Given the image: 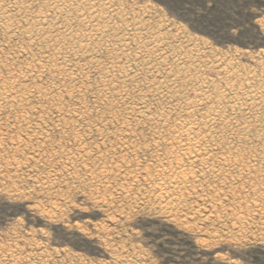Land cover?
Segmentation results:
<instances>
[{
    "label": "rangeland",
    "instance_id": "obj_1",
    "mask_svg": "<svg viewBox=\"0 0 264 264\" xmlns=\"http://www.w3.org/2000/svg\"><path fill=\"white\" fill-rule=\"evenodd\" d=\"M11 1L0 0V16H4L0 17V90L18 91L20 96L16 102L20 100L9 105L10 100L8 104L0 98V107H4L0 108V264H264V28L251 42L217 45L209 36L192 30L187 20L194 19L193 16L189 14L186 19H180L170 15L162 0H51L53 5L49 0ZM92 1L97 6H90L94 4ZM15 3H19V9ZM192 7L197 14L211 12L215 16L218 11L212 3H205L203 9L199 4ZM13 12L18 19L24 14L23 20L14 18ZM231 14L238 22L255 17V23H259V18L264 16V0H236ZM12 19H16L15 22ZM31 19L40 22V26ZM49 26L53 30H48ZM39 31L48 34L41 38L44 35H39ZM53 37L55 40L51 39ZM63 37L66 41L58 43L61 46L56 44V40ZM51 45L59 52L55 47L53 51ZM61 48H65L64 52ZM40 53L45 56L40 57ZM116 56L120 60L115 59ZM64 62L75 66V71ZM108 62L117 66L112 69L114 72L110 69L116 66L110 68ZM48 63L54 64L49 66ZM53 67L59 71L55 72ZM37 68L41 70L38 72ZM65 68L68 70L64 71ZM156 82L159 84L155 85ZM51 83L57 85L51 86ZM167 83L175 86L170 88ZM200 83L204 85L200 87ZM226 83L231 86L226 87ZM24 84L30 86L26 89ZM160 85L164 89L158 87ZM28 88L29 93H25ZM169 89L173 95L168 94ZM206 89L208 94L214 90L217 94H226L225 103L235 92L237 98L242 95L245 99L241 97L239 101L247 105L242 106L244 111L241 108L227 114L238 122L249 120L248 124L253 123V127L249 125L252 135L247 137L246 143L239 144L242 134L226 131L229 133L221 134L219 140L227 142L226 145L218 142L219 147L214 149L205 147L212 148V152L220 156L232 143L230 152L241 156L243 166L237 163L241 169L234 163H230L234 166L230 167L217 158L206 163L189 160L191 165L184 158L181 163L169 153L176 149L171 143L175 136L173 129L150 124V115L165 114L166 118L169 116L167 120L171 119L168 124L173 126L175 118L183 112L182 103ZM106 93L112 94L111 97ZM252 94L257 95L254 104L258 99V104L263 102L262 106L248 104V95ZM21 95L29 98L23 97L26 100L23 107L25 100ZM52 96L55 98L51 99ZM143 99L144 103L148 101L145 110L149 111L144 121L137 114L132 116L131 111H135L137 103ZM180 101L182 103L177 106ZM62 109L66 111L59 112ZM129 110L132 113L129 114ZM74 115L82 120L77 121ZM234 135L239 141L236 137L231 139ZM209 172H215V176ZM42 181L47 185L51 182L53 187L43 185ZM170 186H177V189Z\"/></svg>",
    "mask_w": 264,
    "mask_h": 264
},
{
    "label": "bare ground",
    "instance_id": "obj_2",
    "mask_svg": "<svg viewBox=\"0 0 264 264\" xmlns=\"http://www.w3.org/2000/svg\"><path fill=\"white\" fill-rule=\"evenodd\" d=\"M12 1H14V0H12ZM11 1V2H12ZM21 1H25V0H21ZM20 1V2H21ZM30 1V0H29ZM28 1V2H29ZM49 1H51V0H49ZM59 1V0H58ZM71 1V0H70ZM89 1V0H88ZM106 1V0H105ZM108 1H110V0H108ZM108 1H107V3L106 4H108ZM36 2V1H35ZM46 2H48V1H46ZM52 2V1H51ZM50 2V3H51ZM62 2V1H61ZM64 2H65V0H64ZM69 2V1H68ZM85 2V1H84ZM93 2V1H92ZM99 2V1H98ZM5 3V2H4ZM70 3V2H69ZM72 3V2H71ZM94 3V2H93ZM96 3V2H95ZM92 4L91 3V5L90 6H93V5H96V4ZM16 4V3H15ZM18 4V6H19V3H17ZM17 4H16V8L18 7L17 6ZM29 4V3H28ZM54 4V2H52V5ZM60 4V3H59ZM67 4V3H66ZM65 4V5H66ZM89 4V3H88ZM109 4H110V2H109ZM1 5H3L4 6V4H1ZM6 5V4H5ZM8 5V4H7ZM64 5V4H63ZM63 5L61 4V6H62V8H63ZM22 6V8H23V5H21ZM59 6V5H58ZM60 6V7H61ZM89 6V7H90ZM97 6V5H96ZM1 7V6H0ZM7 7V6H6ZM15 7V6H14ZM20 7V6H19ZM19 7H18V9H19ZM59 7V8H60ZM65 8H66V6H64ZM68 7V6H67ZM73 7V6H72ZM2 8V7H1ZM5 8V7H4ZM10 8H11V6H10ZM28 8H29V6H28ZM53 8H54V6H53ZM52 8V6H51V9H53ZM56 8V7H55ZM68 8H70V7H68ZM80 8V7H79ZM94 8H96V7H94ZM7 9V8H6ZM9 9V8H8ZM17 9V10H18ZM21 9V8H20ZM87 9V8H86ZM92 9V8H91ZM108 9V8H107ZM3 10V9H2ZM12 10V9H11ZM13 10H15V9H13ZM26 10L27 9H25V12H26ZM62 10V9H61ZM97 10V9H96ZM7 11V10H6ZM23 11H24V8H23ZM66 11V10H65ZM65 11H64V13H65ZM79 11V10H78ZM84 11V10H83ZM111 11H112V9H111ZM3 12V11H2ZM2 12H1V14H2ZM5 12V11H4ZM10 12V11H9ZM15 12V11H14ZM14 12L12 13L13 15H14ZM55 12H56V9H55ZM62 12V11H61ZM92 12H96V11H92ZM6 13V12H5ZM23 13V12H22ZM59 13H60V11H59ZM58 12H57V14H59ZM70 13V12H69ZM81 13H83V12H81ZM86 14L88 13V12H85ZM9 14V13H8ZM15 14H18V13H16L15 12ZM27 14V16H28V13H26ZM25 14V15H26ZM66 14V13H65ZM74 14V13H73ZM86 14H85V16H86ZM90 14V13H89ZM110 14H111V12H110ZM115 14H117V13H115ZM11 15V13L9 14V16ZM19 15V14H18ZM18 15H17V17H18ZM21 16H20V19H21V17L22 16H24V14H20ZM31 15V14H30ZM41 15V14H40ZM40 15H39V18H40ZM60 15V14H59ZM64 15V14H63ZM77 15V14H76ZM82 15V14H81ZM97 15V14H96ZM99 15V14H98ZM114 15V14H113ZM7 16V15H6ZM5 16V17H6ZM45 16V15H44ZM55 16V15H54ZM78 16H80L79 14H78ZM82 16H84V14L82 15ZM95 16V15H94ZM100 16L102 17V15L100 14ZM1 17V16H0ZM4 17V16H3ZM3 17H1V18H3ZM11 17V16H10ZM14 18H16L15 17V15L13 16ZM46 17H48V16H46ZM93 16H91V18H92ZM104 17V16H103ZM12 18V17H11ZM10 18V19H11ZM32 18V17H31ZM35 18H36V16H35ZM39 18H38V20H39ZM86 18V17H85ZM88 19H89V16L87 17ZM86 18V19H87ZM90 18V19H91ZM16 19H18V18H16ZM16 19H12V20H14V22H15V20ZM20 19H18V20H20ZM25 19H26V17H25ZM48 19V18H47ZM56 19V18H55ZM59 19V18H58ZM61 19V18H60ZM83 19H84V17H83ZM87 19V20H88ZM4 20V19H3ZM2 20V21H3ZM21 20H23V19H21ZM20 20V21H21ZM32 20L33 19H31L30 21L32 22ZM36 20V19H35ZM34 20V21H35ZM43 20H44V18H43ZM43 20H42V22H43ZM85 20V19H84ZM84 20H82V22L84 21ZM96 20V19H95ZM99 20V19H98ZM97 20V21H98ZM5 21V20H4ZM3 21V22H4ZM25 21V20H24ZM30 21H29V23H30ZM32 22V23H35V22ZM41 21V20H40ZM48 21V20H47ZM52 21V20H51ZM58 21V20H57ZM68 21H69V19H68ZM79 21V20H78ZM81 21V20H80ZM79 21V22H80ZM89 21V20H88ZM88 21H87V24H88ZM94 21V20H93ZM9 22H10V20H9ZM18 22V21H17ZM26 22V21H25ZM54 22V21H53ZM0 23H2V22H0ZM36 23H38V21L36 20ZM46 23V22H45ZM52 23V22H51ZM65 23V22H64ZM84 23H85V21H84ZM83 23V24H84ZM6 24H7V22H6ZM17 24V23H16ZM15 24V25H16ZM18 24H21V23H18ZM23 24V23H22ZM54 24V23H53ZM56 24V23H55ZM91 24V23H90ZM97 24H98V22H97ZM10 25H11V23H10ZM12 25H13V22H12ZM14 25V26H15ZM26 25H27V23H26ZM30 25V24H29ZM48 25H50L49 23H48ZM60 25V24H59ZM59 25H58V27H59ZM85 25V24H84ZM89 25V24H88ZM88 25H86V26H88ZM6 26V25H5ZM34 26V25H33ZM38 26H40V22L38 23ZM41 26H42V24H41ZM51 26V25H50ZM50 26H49V29L48 30H53V28L52 29H50ZM63 26V25H62ZM61 26V27H62ZM65 26V25H64ZM67 26V25H66ZM90 26V25H89ZM92 26V25H91ZM0 27H2V26H0ZM17 27V26H16ZM43 27H46L45 25L43 26ZM54 27V26H53ZM60 27V28H61ZM70 27V26H69ZM96 27V26H95ZM107 27V26H106ZM4 28V27H3ZM2 28V29H3ZM11 28V27H10ZM9 28V29H10ZM23 28H25V26L23 27ZM22 28V29H23ZM26 28H28L27 26H26ZM30 28V27H29ZM66 28V27H65ZM100 28H102V27H100ZM1 29V28H0ZM9 29L7 30V32L9 31ZM16 29H18V28H16ZM67 29V28H66ZM71 29V28H70ZM90 29V28H89ZM5 31H6V29H4ZM30 30V29H29ZM42 30V29H41ZM68 30H69V28H68ZM66 31V32H70V31ZM72 30V29H71ZM93 30H95V29H93ZM98 29H96L95 31H97ZM23 31V30H22ZM32 31V30H31ZM44 31H45V29H44ZM55 31V30H54ZM53 31V32H54ZM58 31H59V29H58ZM62 31V30H61ZM88 31V30H87ZM6 32V33H7ZM10 32V31H9ZM33 32V31H32ZM36 32V31H35ZM51 32V31H50ZM90 32V31H89ZM100 32V31H99ZM104 32H106V31H104ZM108 32V31H107ZM17 33V32H16ZM43 34V32L41 31H39V35L40 34ZM45 33V32H44ZM56 34H58L57 32H55ZM88 33V32H87ZM92 33H94V32H92ZM11 34V33H10ZM9 34V35H10ZM18 34V33H17ZM35 34V33H34ZM48 34V33H47ZM47 34H43L44 36H42L41 38H45L46 36L45 35H47ZM50 34V33H49ZM56 34H54V35H56ZM97 34V33H96ZM100 34V33H99ZM23 35H24V33H23ZM29 35V34H28ZM33 35V34H32ZM39 35H37V37L39 36ZM70 35V34H69ZM98 35V34H97ZM24 36H26V35H24ZM31 36V35H30ZM52 36V35H51ZM61 36V35H60ZM75 36V35H74ZM16 37V36H15ZM32 37H35V35L34 36H32ZM58 37H59V34H58ZM67 37V36H66ZM78 37V36H77ZM86 37V36H85ZM87 37H89V36H87ZM70 38V37H69ZM76 38V37H75ZM82 38V37H81ZM81 38H80V43H83L82 41H81ZM95 38H96V36H95ZM35 39V38H34ZM39 39V38H38ZM37 39V40H38ZM51 39H53V40H55V38L53 37V38H51ZM70 39H74L73 37L72 38H70ZM82 39H85V38H82ZM91 39V38H90ZM52 40V41H53ZM77 40V39H76ZM35 41V40H34ZM34 41H31V42H33L34 43ZM62 41H66V39L63 37V38H61V39H58V40H56V44H58V43H60V42H62ZM85 41V40H84ZM88 41V40H87ZM29 42V41H28ZM36 42V41H35ZM38 42H40V41H38ZM45 42H47V41H45ZM73 42H75L74 40H73ZM89 42V41H88ZM154 42H155V40H154ZM157 42V41H156ZM30 43V42H29ZM49 43H50V41H49ZM48 42H47V44H49ZM55 43V42H54ZM80 43H78V45L80 44ZM149 43L151 44V43H153L152 42V40L151 41H149ZM158 43V42H157ZM32 44V43H31ZM63 44V43H62ZM155 44V43H154ZM33 45V44H32ZM40 45H42V44H40ZM53 45H55V44H53ZM58 45H60V44H58ZM80 45H82V44H80ZM84 45V44H83ZM123 45V44H122ZM127 44H125V46H126ZM155 45H157V44H155ZM45 46H47L46 44H45ZM55 46H57V45H55ZM55 46H52L51 45V48L53 47H55ZM61 46V45H60ZM66 46V45H65ZM150 46V45H149ZM152 46V45H151ZM27 47V46H26ZM25 47V48H26ZM36 47V46H35ZM34 47V48H35ZM38 47V46H37ZM59 47V46H58ZM139 47V46H138ZM141 48H142V46H140ZM139 47V48H140ZM20 48V47H19ZM28 48H29V46H28ZM33 48V47H32ZM44 48V47H43ZM50 48V49H51ZM53 48H52V50H53ZM56 49H57V47H55ZM69 48V47H68ZM84 48V47H83ZM83 48H82V50H83ZM124 49L126 48V47H123ZM140 48V49H141ZM154 48V47H153ZM152 48V49H153ZM36 49V48H35ZM35 49H33V50H35ZM42 49V48H41ZM40 49V52L42 51ZM63 48H61V50H62ZM69 49H71L72 50V48H69ZM128 50H129V48H127ZM20 50V49H19ZM23 50H24V48H23ZM32 50V49H31ZM30 50V52H32ZM37 50V49H36ZM64 50H65V48L63 49V52H64ZM76 50V49H75ZM21 51V50H20ZM47 51V50H46ZM53 51H55V50H53ZM74 51V50H73ZM72 51V52H73ZM122 51H124V50H122ZM27 52V51H26ZM29 52V53H30ZM48 52V51H47ZM46 52V53H47ZM57 52H59L58 51V49H57ZM66 52V51H65ZM69 52V51H68ZM21 53H23V52H21ZM39 53V52H38ZM42 53H44V51L42 52ZM50 52H48V54H49ZM82 53V52H81ZM139 53V52H138ZM56 54H58V53H56ZM72 54V53H71ZM30 55H32L31 53H30ZM64 55V54H63ZM74 55V54H73ZM25 56V55H24ZM39 56V55H38ZM41 56H43V55H41V53H40V57ZM45 56V55H44ZM43 56V57H44ZM50 56V55H49ZM49 56L47 55V58H49ZM54 55L52 54V57H53ZM61 56V55H60ZM59 56V57H60ZM70 56V55H69ZM77 55H75L74 57H76ZM65 58H66V54H65V56H64ZM25 58H26V56H25ZM24 58V59H25ZM38 58V57H37ZM65 58H62L61 57V59L63 60V59H65ZM69 58V57H68ZM114 58V57H113ZM117 58V56L115 57V59ZM27 59V58H26ZM35 59V58H34ZM46 59V58H45ZM49 59H51V58H49ZM60 59V58H59ZM59 59H58V61H59ZM114 59V60H115ZM117 59H119V56H118V58ZM29 60V59H28ZM36 60V59H35ZM39 60H41V59H39ZM52 60V59H51ZM113 60V59H112ZM120 60V59H119ZM118 60V61H119ZM25 61V60H24ZM29 61H31V60H29ZM42 61V60H41ZM48 61V60H47ZM61 61V60H60ZM67 61V60H66ZM49 62H50V60H49ZM56 62H57V60H56ZM68 62V61H67ZM71 62V61H70ZM115 62V61H114ZM33 63V62H32ZM41 63V62H40ZM61 62H59V63H57V64H60ZM65 64H66V62H64ZM108 63H110V62H108ZM26 64V63H25ZM29 64V67H31V65H30V63H28ZM35 64V63H34ZM33 64V65H34ZM41 64H44V63H41ZM47 64V63H46ZM49 64V63H48ZM51 64H54V63H51ZM51 64H49V66L51 65ZM64 64V65H65ZM75 64V63H74ZM55 65H56V63H55ZM66 65H68V66H70V67H73V65L72 64H66ZM65 65V66H66ZM72 65V66H71ZM77 65V64H76ZM97 64H95V66H96ZM101 65V64H100ZM107 65V64H106ZM109 65V64H108ZM107 65V66H108ZM110 65H111V63H110ZM2 66V65H1ZM4 66V65H3ZM2 66V67H3ZM43 66V65H42ZM41 66V67H42ZM52 66V65H51ZM98 66H99V62H98ZM105 66V65H104ZM112 66H116V65H111L110 66V68L112 67ZM21 67H23V66H21ZM24 67H26V66H24ZM36 67V66H35ZM44 67V66H43ZM47 67V66H46ZM55 67V66H54ZM54 67H53V70H54ZM75 67V66H74ZM73 67V68H74ZM97 67V66H96ZM109 67V66H108ZM32 68H34L33 66H32ZM51 69H52V67H50ZM58 68H60V67H58ZM61 68H62V65H61ZM100 68V67H99ZM107 68V67H106ZM113 68H117V66L116 67H112L110 70L112 71V69ZM44 69H46V68H44ZM47 69H48V67H47ZM46 69V70H47ZM57 69V68H56ZM66 69V68H65ZM230 69V68H229ZM228 69V70H229ZM1 70V69H0ZM25 70H28V69H26L25 68ZM24 70V71H25ZM37 70H38V68H37ZM40 70H41V68H40ZM40 70H38V72L40 71ZM49 70V69H48ZM58 70V69H57ZM56 70V71H57ZM63 70V69H62ZM68 69H66V70H64V71H67ZM74 71H75V68L73 69ZM72 70V71H73ZM109 70V71H110ZM124 70V69H123ZM20 71V70H19ZM19 71H18V73H19ZM34 71H36V70H34ZM55 71V70H54ZM55 71V72H56ZM59 71V70H58ZM105 71H106V69H105ZM108 71V70H107ZM127 71V70H126ZM230 71H231V69H230ZM26 72H28V71H26ZM33 72V71H32ZM51 72V71H50ZM50 72H48V73H50ZM70 72H71V70H70ZM112 72H114V71H112ZM112 72H110V73H112ZM122 72V71H121ZM15 73V72H14ZM13 73V74H14ZM23 73V72H22ZM36 73V72H35ZM35 73H33V74H35ZM40 73H42L43 74V72H40ZM45 73H46V71H45ZM52 73V72H51ZM68 73V72H67ZM76 73V72H75ZM106 73V72H105ZM108 73V72H107ZM118 73H120V71L118 72ZM123 73H125V71L123 72ZM231 72H229L228 74H230ZM26 74V73H25ZM56 74V73H55ZM70 74V73H69ZM117 74V73H116ZM126 74V73H125ZM129 74V73H128ZM128 74H127V78L129 79L130 77L128 76ZM221 74V73H220ZM220 74H219V77H220ZM224 74V73H223ZM222 74V75H223ZM234 74V73H233ZM19 75H20V73H19ZM36 75V74H35ZM38 75V74H37ZM36 75V76H37ZM52 75H54V73L52 74ZM66 75V74H65ZM74 75V74H73ZM106 75V74H105ZM114 75V74H113ZM112 75V76H113ZM121 75H123L122 73H121ZM166 75V74H165ZM232 74H230V76H231ZM21 76V75H20ZM24 76V75H23ZM26 76H27V74H26ZM34 76V75H33ZM33 76H32V78H33ZM40 76V75H39ZM58 76H59V74H58ZM69 76H71V75H69ZM108 76H110V74L108 75ZM167 76V75H166ZM174 76V75H173ZM191 76L192 75H190V78H191ZM11 77V76H10ZM72 77V76H71ZM70 77V78H71ZM107 77V75L105 76V78ZM111 77V76H110ZM120 77H122V76H120ZM160 77V76H159ZM193 77V76H192ZM195 77V76H194ZM237 77V76H236ZM23 78H25V77H23ZM28 78H31V74H30V76H28ZM50 78H52V77H50ZM69 78V77H68ZM164 78V77H163ZM162 78V79H163ZM178 78V76H176V79ZM182 78V77H181ZM223 78V77H222ZM221 78V79H222ZM12 79V78H11ZM53 79V78H52ZM77 79V78H76ZM104 79V78H103ZM103 79H102V81H103ZM108 79V78H107ZM106 79V80H107ZM112 79V78H111ZM115 79V78H114ZM122 79H124V76H123V78ZM170 79V81L172 80L171 79V77L169 78ZM168 79V80H169ZM174 79V78H173ZM179 79H180V77H179ZM185 79V78H184ZM195 79V78H194ZM233 79V78H232ZM238 79V78H237ZM19 80H22L21 79V77H20V79ZM25 80H26V78H25ZM25 80H23V81H25ZM30 80V79H29ZM75 80V79H74ZM73 80V81H74ZM116 80H118V79H116ZM125 80V79H124ZM159 80V79H158ZM178 80V79H177ZM192 80H193V78H192ZM220 80V79H219ZM225 80H226V78H225ZM9 81V80H8ZM22 81V82H23ZM68 81H70V79L68 80ZM111 81V80H110ZM119 82H121V78H120V80H118ZM123 81V80H122ZM126 81V80H125ZM162 81H164V80H162ZM166 81H167V79H166ZM165 81V82H166ZM174 81H176V80H174ZM186 81H188L187 79H186ZM194 81V80H193ZM200 81V80H199ZM204 81V80H203ZM56 82V81H55ZM71 82V81H70ZM101 82V81H100ZM112 82H113V79H112ZM117 82V81H116ZM115 81H114V83H116ZM124 82V81H123ZM168 82V81H167ZM173 82V81H172ZM189 82V81H188ZM206 82V81H205ZM225 82H228V80L227 81H225ZM247 82H248V80H247ZM27 83V82H26ZM30 83H33L32 81L30 82ZM36 83V82H35ZM104 83V82H103ZM102 83V84H103ZM106 83H107V81H106ZM111 85H112V83L111 82H109ZM113 83V84H114ZM157 83V82H156ZM155 83V85H158L159 83H157L156 84ZM178 83V82H177ZM204 83V82H203ZM202 83V84H203ZM207 83V82H206ZM205 83V84H206ZM231 83H232V81H231ZM236 83V82H235ZM249 83V82H248ZM13 84V83H12ZM52 84V83H51ZM59 84V83H58ZM60 84H61V82H60ZM74 84H76V82L74 83ZM101 84V83H100ZM108 84V83H107ZM163 84V82L161 83V85ZM166 84V83H165ZM165 84H163L164 86H165ZM168 84V83H167ZM169 84L171 85V83L169 82ZM168 84V86L170 87V85ZM173 84V83H172ZM201 83H200V87H201V85H202ZM210 84V83H209ZM226 84H228V83H226ZM234 83H232V85H233ZM36 85V84H35ZM35 85H33V86H35ZM54 85V83L51 85V86H53ZM55 85H57V83H55ZM54 85V86H55ZM104 85V84H103ZM119 85V84H118ZM118 85H115V87L116 86H118ZM158 86V87H161V88H163V86ZM204 85V84H203ZM212 85V84H211ZM235 85V84H234ZM233 85V86H234ZM245 85H246V81H245ZM21 86H23V85H21ZM26 86H30V84L29 85H26ZM25 86V84H24V86L23 87H26ZM32 86V85H31ZM32 86V87H33ZM41 87H42V85H40ZM47 86V85H46ZM70 86H72V84L70 85ZM167 86V85H166ZM168 86L166 87V88H168ZM173 86V85H172ZM172 86L170 87V88H172ZM175 86V85H174ZM173 86V87H174ZM221 86V85H220ZM231 86V84L229 85H227L226 87H230ZM232 86V87H233ZM240 86H241V84H240ZM246 86H248V85H246ZM249 86H250V84H249ZM252 86V85H251ZM40 87V88H41ZM50 87V86H49ZM57 87H59V86H57ZM56 87V88H57ZM63 87V86H62ZM66 87V86H65ZM73 87V86H72ZM72 87H71V89H72ZM101 87V86H100ZM119 87H121V86H119ZM199 87V88H200ZM203 87V86H202ZM206 87H207V84H206ZM209 87V86H208ZM212 87V86H211ZM222 87V86H221ZM224 87V86H223ZM237 87H239V86H237ZM242 88H244L243 87V85L241 86ZM5 88V87H4ZM37 88H39V87H37ZM39 88V89H40ZM47 88V87H46ZM76 88V87H75ZM104 89H105V87H103ZM108 88V87H107ZM112 88V87H111ZM110 88V89H111ZM114 88V87H113ZM117 88V87H116ZM176 88V87H175ZM234 88V87H233ZM6 89V88H5ZM16 89V88H15ZM26 89H27V87H26ZM29 89L30 88H28V90L25 92V93H29L28 91H29ZM31 89H33V88H31ZM36 89V88H35ZM44 89H45V87H44ZM55 89V88H54ZM53 89V90H54ZM101 89V88H100ZM99 89V90H100ZM103 89V90H104ZM120 89H122V88H120ZM164 89V88H163ZM177 89V88H176ZM215 89V88H214ZM217 89H218V87H217ZM222 89H224V88H222ZM222 89H220V91L222 90ZM226 89V88H225ZM241 89V88H240ZM240 89H239V91H240ZM245 89V88H244ZM252 89V88H251ZM3 90V89H2ZM7 90V89H6ZM4 91V92H2L1 90V94H0V98H1V100H3L4 102H7L8 104H9V100H10V104L9 105H11L12 103H15L16 101H17V97H19L20 96V94H19V92L18 91H13V92H11V91H9V90H7V91ZM16 90H19V89H16ZM47 90H48V88H47ZM51 90V89H50ZM57 90V89H56ZM55 90V91H56ZM61 89H59V91H60ZM72 90H74V89H72ZM77 90V89H76ZM124 89H122L121 91H123ZM161 90V89H160ZM167 90V89H166ZM209 90H213V88L212 89H209ZM236 90V89H235ZM250 90V89H249ZM9 91V92H8ZM31 91H35V90H31ZM38 91V90H37ZM58 91V90H57ZM58 91V92H59ZM101 91V90H100ZM110 91V90H109ZM158 91H159V89H158ZM163 91H165V90H163ZM174 91H176V90H174ZM216 90H214L213 92H211V94H208V92H207V89H206V91H199V93H197V94H194V98L192 99V100H190L189 102H177V106H179V103L181 104L182 103V106H183V108H182V111L183 112H181L180 113V115H179V118L178 119H176L175 118V124L173 123V126H172V124H171V126L168 124V120H170V122H171V119H168L167 120V118L169 117L168 115V117L166 118V116H165V114H161V115H155V116H158V117H154V116H149L150 118H149V121H151V125L153 124V125H155L156 127H158L159 128V126H161L162 127V125L163 126H169L168 127V130L169 129H173V131L172 132H174V138H173V141L171 142L172 143V145L173 144H175L176 145V149L174 150H172V151H170L169 153L171 154V156H172V158H177V160H182L183 159V161H184V158L187 160L188 159V162H189V160H191V161H193V162H197V161H200V162H204V163H206L207 161H210V160H213V159H215V158H217L219 161H221V162H224V163H226V164H230V163H234L235 165H237V166H239V164H237L238 162H240V164L241 163H243L242 162V160H241V156H240V158L238 157V155H232L231 154V148H229V147H231V146H234L232 143L230 144L231 146H229L228 147V145H227V148H225L226 150L220 155V156H218L219 154L217 153V155H216V153L214 152H212L213 151V149L216 147V146H218L219 145V143L218 142H220L219 140H220V138H221V134H223L224 132H226V131H232V133L233 134H242L241 136H242V138H241V140H240V142H239V144L241 145L242 143H246V141H247V137L248 136H250V135H252V131L249 133V130H251V129H249L250 127H249V125H251L252 124V127H253V123H251V124H248V122H249V120L247 119V117H246V119L248 120V121H246V120H243L242 122H238L237 120H235L234 118H229L230 116H228V114L230 115V113H233V111L235 110L236 111V109H241L242 108V106H247V105H243L242 103L244 102V101H242V103H240L241 101V97H242V95H241V97H240V94L238 95V97H240V98H237V96H235V94L237 95V93L235 92V94L233 95L232 93H234V92H232V93H230V94H232L233 96H232V99L230 98V100L228 101V102H226L225 103V101H226V94H224L223 92L220 94V93H218L217 94V91L215 92ZM219 91V90H218ZM219 91V92H220ZM222 91H224V90H222ZM226 91V90H225ZM230 91H233V90H230ZM237 92H238V90H236ZM242 91V90H241ZM253 91H255V90H253ZM259 92H261V89L260 90H258ZM40 92H42L41 90H40ZM53 92V91H52ZM77 92V91H76ZM104 92V91H103ZM102 92V93H103ZM105 92H107V90H105ZM110 92H112V89H111V91ZM109 92V93H110ZM115 92H117V91H115ZM114 92V93H115ZM160 92V91H159ZM196 92V91H195ZM228 92V91H227ZM242 92H244V91H242ZM248 92V91H247ZM256 92V91H255ZM263 92V91H262ZM22 93V92H21ZM33 93V92H32ZM37 93V92H36ZM61 93V92H60ZM73 93V92H72ZM78 93V92H77ZM102 93H101V95H102ZM109 93H106V94H109ZM119 93H120V90H119ZM154 93V92H153ZM152 93V94H153ZM156 93V92H155ZM171 93V95H173L174 94V92L171 90V89H169V91H168V94H170ZM176 93V92H175ZM229 93V92H228ZM240 93V92H239ZM38 94V93H37ZM49 93H47V95H48ZM52 94H54V92L52 93ZM55 94H59V93H55ZM63 94H65V93H63ZM66 94H68V93H66ZM103 94H105V93H103ZM126 94H128L127 92H126ZM243 94V93H242ZM253 94H255V93H253ZM248 95V98H247V100H248V104H250V105H252V106H254L255 104H258V102L257 101H260V100H258L257 99V101H256V103L254 104V99H255V97L257 96H255V95ZM257 94V93H256ZM263 94V93H262ZM23 95H24V93H23ZM39 95V94H38ZM45 95V94H44ZM46 95V96H47ZM50 95V94H49ZM61 96H62V94H60ZM110 95H112V94H109L108 96L107 95H104L105 97L107 96V97H111ZM116 95V93L114 94V97H117V96H115ZM129 95V94H128ZM155 95H157V94H155ZM160 95V94H159ZM165 95V94H164ZM163 95V96H164ZM244 96H245V94H243ZM22 96V95H21ZM26 96V95H25ZM28 96V95H27ZM46 96H43L44 98L46 97ZM51 96V95H50ZM60 96V97H61ZM146 96V95H145ZM229 96H231V95H229ZM255 96V97H254ZM259 97H262L261 95H258ZM23 97L24 96H22V100H23ZM33 97V96H32ZM41 97V99H42V96H40ZM55 98V96H52L51 97V99L52 98ZM59 97V98H60ZM113 97V96H112ZM125 97H126V95H125ZM155 97H157V96H155ZM159 97V96H158ZM25 98V97H24ZM27 98L28 97H26L25 99L27 100ZM38 98V97H37ZM118 98H120V97H118ZM122 98V97H121ZM127 98V97H126ZM129 98H130V96H129ZM128 98V99H129ZM145 98V97H144ZM164 98H166V97H164ZM228 98V97H227ZM24 99V100H25ZM29 99V98H28ZM39 99V98H38ZM47 99H48V97H47ZM123 99H124V97H123ZM123 99H121L124 103H125V101L123 100ZM127 99V100H128ZM146 99V98H145ZM225 99V100H224ZM242 99L243 100H245L244 99V97H242ZM261 99V98H260ZM19 100H20V98H18V102H19ZM23 100V101H24ZM26 100H25V102H23L22 103V107H23V104H25L26 103ZM55 100V99H54ZM54 100H52V101H54ZM57 100H59L58 99V97H57ZM121 100H119V101H121ZM183 100H185V99H183ZM188 100V99H187ZM246 100V101H247ZM263 100H264V98H263ZM52 101H51V103H52ZM240 101V102H239ZM2 102V101H1ZM12 102V103H11ZM18 102H16V103H18ZM28 102V101H27ZM61 102V101H60ZM122 102V103H123ZM139 102V101H138ZM148 102V101H147ZM147 102H145L144 103V99H143V102H140V103H137L138 104V107L136 108V110L134 111V110H131L134 114H132V116L134 115L135 116V114H137L138 116H139V118H142L143 119V121L145 120V118H147L148 117V115H149V111L147 110H145V108H146V103ZM58 103V102H57ZM245 103V102H244ZM263 103V102H262ZM262 103H261V105L260 104H258V106L260 105V106H262ZM2 104V103H1ZM6 104V103H5ZM21 104V103H20ZM19 104V105H20ZM56 104V103H55ZM79 104V103H78ZM134 104V103H133ZM227 104V105H226ZM254 104V105H253ZM264 104V103H263ZM13 105V104H12ZM17 105V104H16ZM57 105V104H56ZM123 105V104H122ZM125 105V104H124ZM149 105V104H148ZM147 105V106H148ZM204 105V109H203V111H200L201 109H200V107L201 106H203ZM5 106V105H4ZM81 106V105H80ZM168 106V105H167ZM173 106V105H172ZM181 106V107H182ZM3 107V106H2ZM10 107V106H9ZM12 107V106H11ZM59 107V106H58ZM131 107V106H130ZM169 107H170V105H169ZM169 107H167V108H169ZM173 107H175V106H173ZM250 107V106H249ZM249 107H248V109H249ZM255 107V106H254ZM1 108V107H0ZM4 108V107H3ZM3 108H1L2 110H3ZM7 108V107H6ZM12 108H14V106L12 107ZM11 108V109H12ZM177 108V107H176ZM180 108V107H179ZM14 109H17V108H14ZM60 109H61V107H60ZM79 109H80V107H79ZM82 109V108H81ZM127 109H129V108H127ZM147 109V108H146ZM170 109V108H169ZM172 109H174V108H172ZM178 109V108H177ZM245 109V108H244ZM251 109V108H250ZM19 109H17V111H18ZM242 110H243V108H242ZM247 110V109H246ZM260 110H261V107H260ZM13 111V110H12ZM59 111V110H58ZM57 110H56V112L57 113H59V112H61V111H66V110H60L59 112H58ZM78 111V110H77ZM77 111H75V112H77ZM80 111V110H79ZM78 111V112H79ZM82 111H84V110H82ZM81 111V112H82ZM130 111V110H129ZM129 112V114L130 113H132V112ZM174 111V110H173ZM179 111V110H178ZM244 111V110H243ZM243 111H241V112H243ZM251 111V110H250ZM254 111V110H253ZM69 112H71V111H69ZM77 112V114H79V113H81V112H79L78 113ZM229 112V113H228ZM241 112H237V113H241ZM247 112V111H246ZM18 113V112H17ZM84 113H85V111H84ZM228 113V114H227ZM247 113H249V112H247ZM252 114H253V112H251ZM250 113V114H251ZM259 113V112H258ZM60 114V113H59ZM71 114H75L74 112H72ZM83 114V113H82ZM172 114V113H171ZM173 114H174V112H173ZM226 114V115H225ZM246 114V113H245ZM250 114H248V115H250ZM255 114V113H254ZM80 115V114H79ZM175 115V114H174ZM177 115V114H176ZM225 115V116H224ZM238 115V114H237ZM241 115V114H240ZM74 116H76V118H77V115H74ZM131 116V115H130ZM253 116V115H252ZM21 117V116H20ZM84 117V116H83ZM178 117V116H177ZM232 117V116H231ZM233 117H235L234 115H233ZM79 118V117H78ZM76 119L77 121L79 120V119ZM85 118V117H84ZM170 118H171V116H170ZM242 118H244V117H242ZM22 119V118H21ZM166 119V120H165ZM174 119V118H173ZM241 119V118H240ZM245 119V118H244ZM80 120H82L81 118H80ZM80 120H79V122H80ZM242 120V119H241ZM20 121V120H19ZM141 121V120H140ZM147 122H148V120H147ZM251 122V121H250ZM252 122H254L253 120H252ZM258 122H260V121H258ZM257 122V123H258ZM17 123V122H16ZM84 123V122H83ZM165 123V124H164ZM261 123V122H260ZM260 123H258V124H260ZM65 124V123H64ZM82 124V123H81ZM97 124H98V122H97ZM97 124H95V126L97 125ZM121 124H123V123H121ZM149 124V123H148ZM248 124V125H247ZM262 124V123H261ZM264 124V123H263ZM85 125V124H84ZM126 125V124H125ZM150 125V126H151ZM256 125V124H255ZM86 126V125H85ZM257 126V125H256ZM65 127V126H64ZM91 127V126H90ZM124 127V126H123ZM258 127V126H257ZM60 128H62V127H60ZM164 128V127H163ZM165 128H167V127H165ZM263 128H264V126H263ZM262 128V130L264 131V129ZM161 129V128H160ZM171 129V130H172ZM164 130V129H163ZM255 130V129H254ZM227 133V132H226ZM229 133V132H228ZM227 133V134H228ZM173 135V134H172ZM171 135V137H173ZM226 135V134H225ZM224 135V136H225ZM229 136V135H228ZM227 136V137H228ZM231 136V135H230ZM227 137H225V138H227ZM236 136L234 135V137H232L231 139H233V138H235ZM256 137H257V135H256ZM172 139V138H171ZM235 139H237L238 140V138L236 137ZM240 139V138H239ZM226 140H228V139H226ZM236 140V143L239 141H237ZM249 140V139H248ZM254 140V139H253ZM224 142L225 141H222V142H220L221 144H223V145H226V143L224 144ZM252 142V141H251ZM251 142H249V143H251ZM212 146L213 147V149L212 148H210V149H207V148H205L206 146ZM243 145V144H242ZM222 146V145H221ZM239 146V145H238ZM219 147V146H218ZM241 147V146H240ZM239 147V148H240ZM245 146H243L242 147V149L244 148ZM247 148V150H248V146H246ZM250 147V146H249ZM252 147V146H251ZM172 148H173V146H172ZM223 148H224V146H223ZM233 148V147H232ZM219 149V148H218ZM221 149V148H220ZM231 149V150H230ZM236 149V148H235ZM244 151H245V148L243 149ZM257 150V149H256ZM262 150V149H261ZM216 151H217V149H216ZM223 151V150H222ZM238 151H241V149L239 150L238 149ZM253 151V150H252ZM258 151H260V150H258ZM219 152V151H218ZM235 152H237V151H235L234 150V153ZM246 152V155L248 154L247 153V151H245ZM238 153V152H237ZM243 153V152H242ZM252 153V152H251ZM251 153L249 154V156L251 155ZM255 153V152H254ZM253 153V154H254ZM258 153V152H257ZM257 153H255V155L257 154ZM261 154H262V152L260 153V158H261ZM244 155V154H243ZM258 155H259V153H258ZM57 156V155H56ZM168 156V155H167ZM252 156H254V155H252ZM168 157H170V155L168 156ZM246 157H248V156H246ZM245 157V158H246ZM255 157V156H254ZM257 157V156H256ZM255 157V158H256ZM264 157V156H263ZM252 157L250 156V160H252L251 159ZM216 159V160H217ZM243 159V158H242ZM247 159V158H246ZM217 160V161H218ZM253 160H258V159H253ZM172 161H174V160H172ZM179 161V162H180ZM183 161H181V163L183 162ZM216 161V162H217ZM69 162V161H68ZM178 162V163H179ZM200 162H198V163H200ZM210 162H212V161H210ZM174 163V162H173ZM190 163V162H189ZM192 163V162H191ZM191 163H190V165H191ZM209 163V162H208ZM207 163V164H208ZM217 163H219V162H217ZM8 164V163H7ZM13 164V163H12ZM171 164V163H170ZM176 165H178L177 163H175ZM4 165V164H3ZM201 165H203V164H201ZM211 165V164H210ZM221 165H222V163H221ZM224 165V164H223ZM242 165V164H241ZM8 166V165H7ZM14 166V165H13ZM169 166V165H168ZM183 166V165H182ZM214 166V165H213ZM219 166V165H218ZM218 166H216V167H218ZM243 166V165H242ZM162 167V166H161ZM166 167H167V165H166ZM178 166H176V170H178V168H177ZM209 167H212V166H209ZM216 167H214V168H216ZM222 167V166H221ZM230 167H234V166H232L231 164H230ZM244 167L246 168V167H248V166H245L244 165ZM164 168V167H163ZM175 168V167H174ZM204 169L205 168H207V167H203ZM222 168H226V167H222ZM227 168H228V165H227ZM226 168V169H227ZM239 169H241L242 167H238ZM251 168V167H250ZM1 169L2 168H0V171H1ZM213 169V168H212ZM220 169V168H219ZM226 169L224 170V171H226ZM231 169H233V168H231ZM236 169V168H235ZM247 169V168H246ZM3 170H5V168L3 169ZM161 170H163V169H161ZM166 170V169H165ZM167 170H168V168H167ZM175 170V169H174ZM181 170H183V169H181ZM180 170V171H181ZM207 170V169H206ZM209 170V169H208ZM211 170V169H210ZM158 171V170H157ZM179 171V170H178ZM185 171V170H184ZM213 171V170H212ZM211 171V172H212ZM2 172V171H1ZM159 172H160V169H159ZM211 172H209V173H211ZM221 172H222V170H221ZM158 173V172H157ZM167 173V172H166ZM170 173H172V172H170ZM169 173V174H170ZM213 173H215V172H213ZM213 173H211L212 175H214ZM219 173V172H218ZM158 174H160V173H158ZM163 174H164V172H163ZM168 174V175H169ZM176 174V173H175ZM194 174V173H193ZM216 174H217V172H216ZM48 175H50V173L48 174ZM55 175V174H54ZM57 175V174H56ZM162 175V174H161ZM165 175V174H164ZM209 175V174H208ZM174 176H176V175H174ZM215 176V175H214ZM162 177V176H161ZM161 177H160V180H161ZM165 177H166V175H165ZM170 177V176H169ZM172 177H173V175H172ZM172 177H171V179H172ZM52 178H54V176L52 177ZM174 178V177H173ZM194 178V177H193ZM47 179H48V177H47ZM54 180V179H53ZM163 180H165V178H162V181ZM169 180H170V178H169ZM169 180H168V182H169ZM176 181V180H175ZM175 181H174V183H175ZM38 182V181H37ZM49 182V181H48ZM47 182V183H48ZM165 182V181H164ZM168 182H165V183H167V186H168ZM171 182V181H170ZM177 183V182H176ZM42 184H43V181H42ZM50 184H51V182H50ZM50 184H48V185H50ZM159 184H161L162 185V183H159ZM159 184H157V185H159ZM40 185V184H39ZM43 185H46V186H48L47 184H43ZM43 185H41L42 187H44ZM175 185V184H174ZM38 186V185H37ZM51 186V185H50ZM171 186H173V181H172V185ZM170 186V187H171ZM178 186V185H177ZM176 186V187H177ZM38 187H40V186H38ZM51 187H53V186H51ZM156 187V186H155ZM159 187H161L160 185H159ZM159 187H157V188H159ZM175 186L174 187H171V188H176ZM181 187V186H180ZM47 189L49 188L50 189V187H46ZM45 188V189H46ZM46 189V190H47ZM164 189V188H163ZM177 189V188H176ZM180 189V188H179ZM43 190V189H42ZM166 190V189H165ZM41 191V190H40ZM50 192V191H49ZM45 193V192H44ZM47 193H48V190H47ZM52 193V192H51ZM169 193V192H168ZM162 194V193H161ZM160 195V194H159ZM169 195V194H168ZM165 197V196H164ZM168 197V196H167ZM172 197V196H171ZM171 199V198H170ZM177 200V199H176ZM161 201H165V200H161ZM170 201V200H169ZM175 202V201H174Z\"/></svg>",
    "mask_w": 264,
    "mask_h": 264
},
{
    "label": "snow or ice",
    "instance_id": "obj_3",
    "mask_svg": "<svg viewBox=\"0 0 264 264\" xmlns=\"http://www.w3.org/2000/svg\"><path fill=\"white\" fill-rule=\"evenodd\" d=\"M168 13L177 16L180 19H186L190 14L194 17L187 20L194 32L207 35L217 45L235 44L244 41L251 42L255 35L260 33L264 28V16L259 18V23H255L256 19L251 20L245 18L238 22L232 16V5L236 0H162ZM205 3H212L217 8V14H197L193 10L194 4H199L203 9ZM242 46H245L242 44Z\"/></svg>",
    "mask_w": 264,
    "mask_h": 264
},
{
    "label": "trees",
    "instance_id": "obj_4",
    "mask_svg": "<svg viewBox=\"0 0 264 264\" xmlns=\"http://www.w3.org/2000/svg\"><path fill=\"white\" fill-rule=\"evenodd\" d=\"M255 260V259H254ZM216 264H224V263H216Z\"/></svg>",
    "mask_w": 264,
    "mask_h": 264
}]
</instances>
